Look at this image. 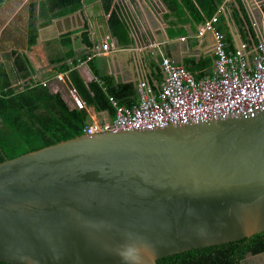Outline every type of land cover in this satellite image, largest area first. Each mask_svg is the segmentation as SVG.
Returning <instances> with one entry per match:
<instances>
[{"label": "water", "instance_id": "1", "mask_svg": "<svg viewBox=\"0 0 264 264\" xmlns=\"http://www.w3.org/2000/svg\"><path fill=\"white\" fill-rule=\"evenodd\" d=\"M263 231L264 109L82 133L0 162L1 261L159 264Z\"/></svg>", "mask_w": 264, "mask_h": 264}, {"label": "crops", "instance_id": "2", "mask_svg": "<svg viewBox=\"0 0 264 264\" xmlns=\"http://www.w3.org/2000/svg\"><path fill=\"white\" fill-rule=\"evenodd\" d=\"M31 1L35 0H4L0 8V11L7 10L0 17V66L6 65L9 70L22 57L31 70L27 80V77L22 78L16 72L13 73V85H18L20 90L24 91V87L30 83L37 84L44 80L50 91L58 92L64 97L66 82L59 81L56 77L63 70H68L64 71L68 72L64 76L66 79H70L72 71L75 72L86 88L94 80L102 83L96 71L99 75H111L116 82L134 83L136 87L137 82L144 77L157 82V78L161 77L163 53L186 68H189L188 61L199 63L202 59L213 60L208 70H197V74L201 75L199 77L213 71L215 56L211 35L198 37L201 24L194 27L192 23L184 26L185 34H175L178 30L172 24L174 18L163 0H111L112 10H116L117 16L124 19L126 25V34L119 35L110 30L108 20L111 13L103 10V0H84L86 2L80 10L54 19L51 23L40 26L35 34H29L28 5ZM241 1L252 19L251 22L256 23L255 31L259 33L264 30V8L261 6L264 0ZM12 3V8L7 9ZM231 5L240 8L237 0H224L219 9L225 10L227 15L220 14L229 19V30L235 35V41L239 42L244 40L242 35L249 32V28L247 23L242 27L243 31L236 26L230 17ZM255 8H260L261 13L255 15ZM239 16L243 18L241 13ZM126 19L130 21L126 22ZM184 37L185 40H182ZM102 41H109L111 44L110 58L97 52ZM150 43L159 46L146 48ZM91 55L95 56L85 62V65L78 68L74 66ZM88 108L96 111L93 106ZM104 111L107 110L97 112L101 116ZM107 116V113L103 115L106 119ZM89 122L90 118L87 123ZM259 254H248L247 257L259 255V258L264 259V252ZM248 259L246 258V264ZM253 264H264V261Z\"/></svg>", "mask_w": 264, "mask_h": 264}, {"label": "trees", "instance_id": "3", "mask_svg": "<svg viewBox=\"0 0 264 264\" xmlns=\"http://www.w3.org/2000/svg\"><path fill=\"white\" fill-rule=\"evenodd\" d=\"M174 18L173 26L179 35L186 33L184 26L192 23L195 27L211 19L219 10L224 0H163ZM4 0H0V8ZM84 0H35L28 5V33L35 34L42 25L54 19L72 14L82 7ZM240 8L231 5L230 17L243 31L247 23L251 36L256 37L248 11L241 0ZM103 10L110 11V30L119 35L126 34L124 19L112 10L111 0H103ZM243 15V18L239 16ZM244 19V21H243ZM37 22L39 26H37ZM227 19L218 14L217 28L226 36L228 49L235 47L234 36L226 27ZM179 26V28L177 27ZM241 31V32H242ZM213 60L202 59L199 63L188 61L189 68L197 77V70L210 68ZM75 63L74 65H76ZM13 68L0 66V162L25 152L64 140L83 133L89 116L85 109L70 105L58 92H52L41 83H30L24 91L13 85V73L28 79L30 69L27 62L19 57ZM188 68V69H189ZM15 69V70H14ZM60 69V68H59ZM58 69V70H59ZM204 70V71H205ZM71 72L70 79L87 105L96 111L107 110L111 114L114 107L109 101L112 96L118 104L132 105L136 102L138 91L134 83L116 82L111 75H96L102 80H94L86 88L76 75ZM15 76V75H14ZM17 80V79H16ZM264 252V231L251 237L230 241L223 244L194 248L184 252L165 256L159 264H246L248 254ZM0 264H13L0 260Z\"/></svg>", "mask_w": 264, "mask_h": 264}, {"label": "built area", "instance_id": "4", "mask_svg": "<svg viewBox=\"0 0 264 264\" xmlns=\"http://www.w3.org/2000/svg\"><path fill=\"white\" fill-rule=\"evenodd\" d=\"M227 12L219 9L218 14ZM218 14L202 23L198 37L211 35L213 40L214 68L212 73L197 77L195 73L178 64L163 53L160 64L161 77L152 82L144 77L137 82L138 96L132 105L118 104L109 96L114 107L107 119L99 112L90 111L72 81L64 78L68 70L57 73L59 81L66 82L65 100L78 109H85L90 122L83 133L91 134L111 130L147 129L168 124H187L232 115L253 116L264 109V30L242 35L244 40L235 41L233 50L228 49L226 36L217 28ZM226 27L231 28L227 19ZM255 20V19H254ZM130 20L126 19V22ZM254 29L256 23H252ZM185 40V37L182 39ZM150 43L148 47H158ZM111 44L102 41L97 52L110 58ZM145 49V47H142ZM97 55V54H95ZM91 55L79 61L76 68L92 59ZM67 80V81H66ZM43 86L46 81L40 82ZM103 111V110H102ZM102 121V123H101Z\"/></svg>", "mask_w": 264, "mask_h": 264}, {"label": "rangeland", "instance_id": "5", "mask_svg": "<svg viewBox=\"0 0 264 264\" xmlns=\"http://www.w3.org/2000/svg\"><path fill=\"white\" fill-rule=\"evenodd\" d=\"M263 3H261V6H263ZM12 6H13V3L12 4H9L8 7H7V9H11ZM256 6H257V4H256ZM260 8H255L254 9L255 15H257V13H261V9ZM6 11H7L6 9L0 11V17H2L5 14ZM259 255L263 256V254H259ZM259 255H256L255 257H253V256L247 257V258H249L248 259V264H253V263H257V262L264 261V259L259 258Z\"/></svg>", "mask_w": 264, "mask_h": 264}, {"label": "flooded vegetation", "instance_id": "6", "mask_svg": "<svg viewBox=\"0 0 264 264\" xmlns=\"http://www.w3.org/2000/svg\"><path fill=\"white\" fill-rule=\"evenodd\" d=\"M255 255V254H254Z\"/></svg>", "mask_w": 264, "mask_h": 264}]
</instances>
